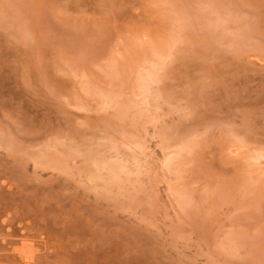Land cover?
I'll return each instance as SVG.
<instances>
[{"label":"rangeland","instance_id":"rangeland-1","mask_svg":"<svg viewBox=\"0 0 264 264\" xmlns=\"http://www.w3.org/2000/svg\"><path fill=\"white\" fill-rule=\"evenodd\" d=\"M0 264H264V0H0Z\"/></svg>","mask_w":264,"mask_h":264}]
</instances>
